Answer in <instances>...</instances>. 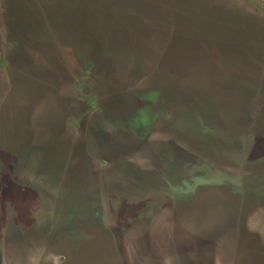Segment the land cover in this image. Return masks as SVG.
Returning a JSON list of instances; mask_svg holds the SVG:
<instances>
[{
	"label": "rangeland",
	"instance_id": "rangeland-1",
	"mask_svg": "<svg viewBox=\"0 0 264 264\" xmlns=\"http://www.w3.org/2000/svg\"><path fill=\"white\" fill-rule=\"evenodd\" d=\"M263 156L264 0H0V264H264Z\"/></svg>",
	"mask_w": 264,
	"mask_h": 264
},
{
	"label": "flooded vegetation",
	"instance_id": "flooded-vegetation-1",
	"mask_svg": "<svg viewBox=\"0 0 264 264\" xmlns=\"http://www.w3.org/2000/svg\"><path fill=\"white\" fill-rule=\"evenodd\" d=\"M234 106V105H233ZM200 114L202 115V116H205V115H208V114H204V113H202V112H200V113H198V111H195V112H193V113H189V114H186V115H184L183 114V112H181V113H178V114H172V115H169V116H167V117H165V118H167V121L170 123L169 124V126H172V124L171 123H174V122H177V123H180V127H182V123L185 125V126H191L190 125V120L191 121H193V118H196L197 116H200ZM209 116H212V117H209ZM235 116L236 115H233V117H234V119H232V120H230L229 118H222V120H228V121H233L234 120V123L232 124V125H234L235 124V121L237 120L236 118H235ZM238 116L240 117V120L242 121V120H244V122H246L247 120H248V114L247 113H239L238 114ZM155 118H156V113L155 114H151L150 113V117L149 118H147L145 121L147 122H149V123H154V121H155ZM207 119H209L210 121H216V122H223L222 120H221V118H219L218 116H216V115H213V114H211V115H208L207 116ZM180 127H178L177 129H179ZM192 127V126H191ZM235 128H236V125H235V127H232L231 125H229V129H230V131L231 132H236V130H235ZM176 129V130H177ZM194 130V129H193ZM196 134H198L196 131H194ZM181 135V134H180ZM215 157L216 158H221V154L219 153V152H217V154H216V152H215ZM222 159V158H221ZM224 159V158H223ZM261 160H259L258 162H260ZM57 171H58V173H60V166H59V163H57ZM120 169H124V168H120ZM125 170V169H124ZM78 173H80V174H82V170L81 171H79V172H76V174H78ZM58 178H59V174H58ZM79 179V182L77 183V184H75L74 186H73V188H71L72 190H70V191H68L69 192V194H70V198H67L66 197V199L67 200H70V202H81V204H80V206H79V204L76 206V205H74V206H76L75 208H72L70 211H71V216H70V225H73V226H71L72 228L74 227V228H76L77 226H76V224L77 223H79V222H81L83 219H79L77 216H82V214L83 215H88L89 216V218L90 219H88L87 221H92V222H95L96 223V218L98 217V215L96 214V213H94L92 210H91V206H92V204H91V201H92V199H94V195H95V193H88L87 191H85L84 189V185L87 183V179H85V178H78ZM112 181H114V178L112 179V180H110L109 181V183L107 184V186L109 185L110 186V188L111 189H113L114 191L116 190L115 188H113L112 186H111V182ZM204 187V186H203ZM197 188H199V187H197ZM215 187L213 186V187H210V188H206L205 189V191H207V190H211V189H214ZM195 190V189H194ZM194 190H193V192H194ZM204 191V192H205ZM67 192V191H66ZM65 192V193H66ZM248 191H244L243 190V195H244V198L246 199H244L245 200V202H250L251 200L250 199H252V197H253V195L254 194H252V195H246V193H247ZM67 194V193H66ZM65 194V196H67ZM97 194V193H96ZM200 194V193H199ZM201 194H203V193H201ZM188 195H186V196H184L182 193H180L179 195H178V199H179V201H182V199L183 198H186ZM197 196V195H196ZM192 197V196H191ZM195 197V196H194ZM239 199V198H238ZM237 200V198H235L234 200H233V202L235 203V201ZM239 201H240V199H239ZM239 202H238V208H239ZM89 208V209H88ZM235 213H236V211H234ZM95 217V218H94ZM83 218V217H82ZM100 218V217H99ZM98 220V219H97Z\"/></svg>",
	"mask_w": 264,
	"mask_h": 264
},
{
	"label": "trees",
	"instance_id": "trees-1",
	"mask_svg": "<svg viewBox=\"0 0 264 264\" xmlns=\"http://www.w3.org/2000/svg\"><path fill=\"white\" fill-rule=\"evenodd\" d=\"M155 96H160L159 93L156 91V92H151V94H149L148 96H146L147 99H154ZM149 117H150V114H149ZM190 125L192 126V128L194 129V131L198 130V131H201L202 133H204V131H202V129L206 130V131H210L211 133L214 131V130H223L224 132H227V130L225 129H222L220 128V124L219 123H215L214 121H210L209 119H207V116H202L200 114V116H197L196 118H193V121L190 120ZM243 125V124H242ZM237 127H240V124L236 125ZM196 129V130H195ZM227 129V128H226ZM205 133H208V132H205ZM205 133L203 134L204 136ZM221 158H225V156H221ZM257 167H263L264 166V156L262 157L261 161L260 162H256L255 163ZM254 194L253 191H248L246 193V195H252ZM234 210L237 211L238 210V199L235 201L234 205ZM96 220V223H100L99 220L95 219Z\"/></svg>",
	"mask_w": 264,
	"mask_h": 264
}]
</instances>
